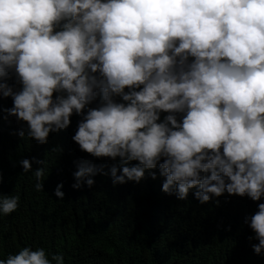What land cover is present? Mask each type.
<instances>
[{"label": "clouds", "instance_id": "1", "mask_svg": "<svg viewBox=\"0 0 264 264\" xmlns=\"http://www.w3.org/2000/svg\"><path fill=\"white\" fill-rule=\"evenodd\" d=\"M12 69L20 91L6 82ZM0 94L41 145L70 126L73 112L83 116L72 139L93 157L120 158L114 184L139 183L159 166L162 191L180 200L190 189L200 203L225 193L264 197V0H0ZM20 164L32 170V161ZM77 169L76 189L103 172L87 160ZM34 174L39 181L44 169ZM18 205V196L4 197L0 212ZM257 207L245 224L259 255L264 203ZM0 264L51 261L44 249L24 247Z\"/></svg>", "mask_w": 264, "mask_h": 264}, {"label": "trees", "instance_id": "2", "mask_svg": "<svg viewBox=\"0 0 264 264\" xmlns=\"http://www.w3.org/2000/svg\"><path fill=\"white\" fill-rule=\"evenodd\" d=\"M6 82L14 91L22 89L14 69ZM114 99L127 103L119 96ZM100 103L98 96L85 114ZM12 107V98L0 94V199L19 197L16 211L0 212V260L30 247L44 249L51 264H56L54 255L63 256V264H264V252L257 255L252 248L258 241L249 240L255 233L245 224V217L258 211L264 197L254 202L225 193L200 203L196 189H190L187 199L180 200L175 193L162 191L165 177L159 166L145 170L139 183L114 184L110 169L116 165L121 174L120 158L93 157L72 139L83 116L73 112L70 126L50 133L41 145L27 135V122L5 111ZM168 114L162 112L161 121ZM183 115L176 114L178 121ZM24 159L32 161L29 172L20 164ZM85 160L103 166V172L89 177L95 181L91 187L85 183L73 188V173ZM137 164L131 161L127 166ZM39 167L44 175L38 181L34 173ZM37 183L43 188L37 190ZM61 184L63 199L55 195Z\"/></svg>", "mask_w": 264, "mask_h": 264}]
</instances>
